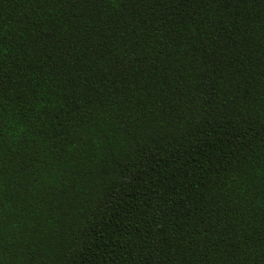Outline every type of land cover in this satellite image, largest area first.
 I'll return each instance as SVG.
<instances>
[{
	"label": "trees",
	"instance_id": "1",
	"mask_svg": "<svg viewBox=\"0 0 264 264\" xmlns=\"http://www.w3.org/2000/svg\"><path fill=\"white\" fill-rule=\"evenodd\" d=\"M0 264H264V0H0Z\"/></svg>",
	"mask_w": 264,
	"mask_h": 264
}]
</instances>
